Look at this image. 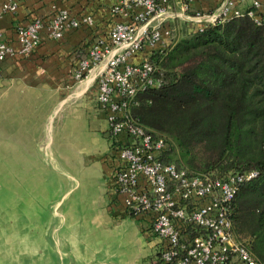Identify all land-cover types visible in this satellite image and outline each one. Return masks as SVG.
Returning <instances> with one entry per match:
<instances>
[{
  "label": "built area",
  "instance_id": "obj_1",
  "mask_svg": "<svg viewBox=\"0 0 264 264\" xmlns=\"http://www.w3.org/2000/svg\"><path fill=\"white\" fill-rule=\"evenodd\" d=\"M114 21L79 59L74 77L81 80L94 71L95 101L104 110L111 137L112 192L126 213L145 218L147 233L160 243L157 261L175 264H264L235 230L231 208L241 185L258 170L230 171L224 176L199 172L167 160L168 141L148 132L131 106L141 88L161 83L151 58L172 45L176 21L188 29L240 15L250 2L249 15L264 20V0H112ZM7 0L3 10L16 11ZM94 16H77L67 9L37 17L17 26L18 53L31 55L47 29L61 39L71 29L93 27ZM14 47L0 40V72Z\"/></svg>",
  "mask_w": 264,
  "mask_h": 264
},
{
  "label": "trees",
  "instance_id": "obj_2",
  "mask_svg": "<svg viewBox=\"0 0 264 264\" xmlns=\"http://www.w3.org/2000/svg\"><path fill=\"white\" fill-rule=\"evenodd\" d=\"M252 7L203 30L184 23L186 34L151 58L161 83L141 88L131 111L168 141L167 160L217 176L258 170L238 190L231 217L264 262V20L248 14Z\"/></svg>",
  "mask_w": 264,
  "mask_h": 264
},
{
  "label": "rangeland",
  "instance_id": "obj_3",
  "mask_svg": "<svg viewBox=\"0 0 264 264\" xmlns=\"http://www.w3.org/2000/svg\"><path fill=\"white\" fill-rule=\"evenodd\" d=\"M176 25L180 31L178 41L187 30L182 21H176ZM88 103L87 108H78L74 100L64 103L49 122V134L41 125L36 140H22L16 134L19 126L10 122L12 134L0 140V206L14 210L17 204L23 216L15 227L21 232L31 230L34 224V229L50 231L44 249L52 253L54 264H69L74 260L59 249L65 250V236L55 237L63 235L72 225L81 233L91 255L93 249L118 245L126 250L125 263L121 264H158L160 243L156 235L146 234L151 249H145L143 244V249L132 245V241L143 243L142 219L108 212L114 196L112 170L107 158H102L104 152L100 154L98 148L108 147L109 139L110 149L111 137L103 133L104 122L96 128L98 123L91 121L98 114L94 98ZM53 123L54 138L50 133ZM180 153L177 147L174 157ZM57 208L67 214L66 221L55 212Z\"/></svg>",
  "mask_w": 264,
  "mask_h": 264
},
{
  "label": "crops",
  "instance_id": "obj_4",
  "mask_svg": "<svg viewBox=\"0 0 264 264\" xmlns=\"http://www.w3.org/2000/svg\"><path fill=\"white\" fill-rule=\"evenodd\" d=\"M5 1L7 0H0V40L11 44L15 53L6 59L3 70L0 72V140L12 134L9 127L11 123L19 126L16 134L22 140H36L40 136L41 125L44 127V132L49 134V122L54 119L55 112H58L64 103L74 100L77 107L81 108V106L89 107V99L95 100L94 71L81 80H76L74 74L81 56L85 57L92 42L98 37L105 36L112 25L115 17L111 12V6L114 1L11 0L17 4V9L8 12L3 10ZM201 4L203 1L200 0L196 6ZM61 9H67L77 16L91 14L94 16L95 25L71 29L61 39L52 38L49 31L45 29L42 31L40 45L31 55L18 53L20 44L17 26L26 25L37 17H48ZM96 110L98 114L94 115L91 121L98 123L96 128H100L99 126L104 122L105 129L102 130L108 137L106 113L99 107ZM53 128L54 123L50 132L54 138L55 129L53 132ZM107 146L105 149L98 148V150L100 154L104 152L102 158L104 160L107 158L109 169L112 170L110 158L107 156L109 139ZM103 162L106 164L105 161ZM110 205L111 207L108 205L110 214L115 213L124 218L131 216L124 211L115 195ZM113 206L116 207L115 210L111 209ZM141 219L142 231L140 232L143 243L135 241L136 244H134L132 241V245H138L141 249L143 244L145 249H151L152 244L145 239L147 234L145 218Z\"/></svg>",
  "mask_w": 264,
  "mask_h": 264
},
{
  "label": "water",
  "instance_id": "obj_5",
  "mask_svg": "<svg viewBox=\"0 0 264 264\" xmlns=\"http://www.w3.org/2000/svg\"><path fill=\"white\" fill-rule=\"evenodd\" d=\"M55 212L64 221L67 220L68 216L65 212L60 211L59 208ZM21 216L23 215L20 210H17V204L14 210L0 206V264H54L52 253L44 249L50 231H40L39 227L34 229V224L30 227L31 230L33 229L32 231L26 229L21 232L15 227ZM61 236H65V250L59 247L61 253L64 252L69 255L70 259L74 258L73 261H69V264L125 263L126 250L118 245H106L102 250L99 247L93 249L92 255L89 254L81 233L79 234L77 228L73 225L63 235H55L57 238ZM96 255H99L100 258Z\"/></svg>",
  "mask_w": 264,
  "mask_h": 264
}]
</instances>
